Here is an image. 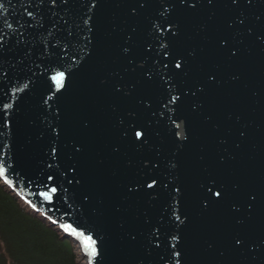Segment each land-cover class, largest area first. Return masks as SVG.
<instances>
[{
	"label": "water",
	"instance_id": "1",
	"mask_svg": "<svg viewBox=\"0 0 264 264\" xmlns=\"http://www.w3.org/2000/svg\"><path fill=\"white\" fill-rule=\"evenodd\" d=\"M0 168L89 264H264V0H0Z\"/></svg>",
	"mask_w": 264,
	"mask_h": 264
},
{
	"label": "trees",
	"instance_id": "2",
	"mask_svg": "<svg viewBox=\"0 0 264 264\" xmlns=\"http://www.w3.org/2000/svg\"><path fill=\"white\" fill-rule=\"evenodd\" d=\"M0 264H80L71 240L23 206L1 182Z\"/></svg>",
	"mask_w": 264,
	"mask_h": 264
},
{
	"label": "snow or ice",
	"instance_id": "3",
	"mask_svg": "<svg viewBox=\"0 0 264 264\" xmlns=\"http://www.w3.org/2000/svg\"><path fill=\"white\" fill-rule=\"evenodd\" d=\"M29 15H31V13H29ZM176 66H177V67H180L179 64H177ZM63 76H64V73H62V72H57L56 75L52 77V79L56 82L57 86H59V84H60V80H61V78H62ZM5 107H7V105H6ZM136 136H137V137H140V136H141V133H140V132H136ZM53 152H55V149H53ZM2 174H3V169L0 168V175H2ZM48 179H49V180H52L53 178H52L51 176H49ZM153 183H155V181H153ZM148 187H152V185L150 184V185H148ZM50 191L54 193V192L57 191V189H56L55 187H53V188L50 189ZM42 195H44L45 198H50V197L48 196V193H42ZM216 195H217V196H220L221 193L217 192ZM61 227L65 228V229L67 230V229L70 228L71 226H70V225H62ZM72 231H73L74 233H76V230H75V229H72ZM76 234H77V235H81V236H83V233H76ZM237 243H239V241H237ZM93 244H95V241L92 239V237L88 236V237L85 238V248H89V247H91V245H93ZM95 252H96L95 248H91V255H95ZM177 255H179V254H177Z\"/></svg>",
	"mask_w": 264,
	"mask_h": 264
},
{
	"label": "rangeland",
	"instance_id": "4",
	"mask_svg": "<svg viewBox=\"0 0 264 264\" xmlns=\"http://www.w3.org/2000/svg\"><path fill=\"white\" fill-rule=\"evenodd\" d=\"M20 237H22L23 238V236H20ZM37 257H39V256H37V255H34V258H37ZM78 261H80V259L78 258ZM85 262L84 260L83 261H80V264H83V263Z\"/></svg>",
	"mask_w": 264,
	"mask_h": 264
}]
</instances>
